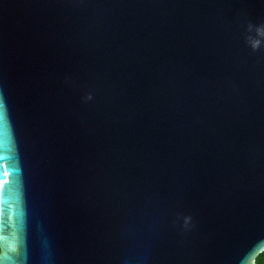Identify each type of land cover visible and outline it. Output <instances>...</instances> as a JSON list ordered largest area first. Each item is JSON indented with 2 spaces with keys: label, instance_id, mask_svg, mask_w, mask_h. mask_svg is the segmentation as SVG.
Masks as SVG:
<instances>
[{
  "label": "water",
  "instance_id": "1",
  "mask_svg": "<svg viewBox=\"0 0 264 264\" xmlns=\"http://www.w3.org/2000/svg\"><path fill=\"white\" fill-rule=\"evenodd\" d=\"M248 22L264 0H0V264H256Z\"/></svg>",
  "mask_w": 264,
  "mask_h": 264
},
{
  "label": "clouds",
  "instance_id": "2",
  "mask_svg": "<svg viewBox=\"0 0 264 264\" xmlns=\"http://www.w3.org/2000/svg\"><path fill=\"white\" fill-rule=\"evenodd\" d=\"M248 35H246V43L253 50V52L259 50L264 45V22L260 24H253L248 22L246 25ZM92 94L89 93L86 99H91Z\"/></svg>",
  "mask_w": 264,
  "mask_h": 264
},
{
  "label": "trees",
  "instance_id": "3",
  "mask_svg": "<svg viewBox=\"0 0 264 264\" xmlns=\"http://www.w3.org/2000/svg\"><path fill=\"white\" fill-rule=\"evenodd\" d=\"M255 263L256 264H264V250L257 255V257L255 259Z\"/></svg>",
  "mask_w": 264,
  "mask_h": 264
}]
</instances>
